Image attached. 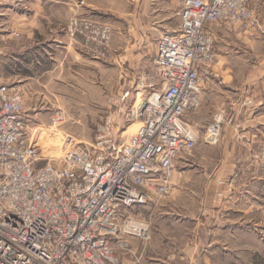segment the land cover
I'll return each mask as SVG.
<instances>
[{"label": "built area", "instance_id": "built-area-1", "mask_svg": "<svg viewBox=\"0 0 264 264\" xmlns=\"http://www.w3.org/2000/svg\"><path fill=\"white\" fill-rule=\"evenodd\" d=\"M212 21L260 27L250 0H181L178 28L156 40L148 93L126 109L125 119L139 126L122 143L107 125L90 143L69 133L57 144L54 132L51 141L40 139L25 121V87L0 70V264H128L119 252L126 241L111 238L121 229L147 239L149 226L135 227L131 215L121 224V212L150 194L167 198L176 159L195 146L186 115L199 105L200 71L213 61ZM92 26L77 16L68 24L72 33ZM108 39L105 25L99 41ZM50 118L52 125L62 120L58 112ZM218 135L217 122L204 133L207 142Z\"/></svg>", "mask_w": 264, "mask_h": 264}, {"label": "rangeland", "instance_id": "rangeland-1", "mask_svg": "<svg viewBox=\"0 0 264 264\" xmlns=\"http://www.w3.org/2000/svg\"><path fill=\"white\" fill-rule=\"evenodd\" d=\"M77 1L88 4L83 8L87 10L61 17L54 25V17L65 13L64 2L53 6L52 0H0V32L5 36L8 25L18 32L14 37L30 32L35 56L53 57L46 60L48 68H32L34 78L24 88L29 113L25 121L31 129L37 127L40 139L51 141L47 133L54 132L55 144L65 133L78 142H93L106 125L119 143L126 142L139 126L136 120L125 119L126 109L148 93L145 79L156 72V40L178 28L181 0ZM22 11L30 13L29 23ZM74 16L87 17L92 28L85 34L84 29L72 33L68 24ZM105 25L109 39L102 44L99 31ZM54 58L65 68H52ZM0 70L10 74L4 58ZM260 111L264 114V104ZM56 112L62 120L52 125L50 116ZM248 143L230 153V163L222 169L215 161L221 154L212 152L188 176L186 201L174 208L196 212L203 224L197 233L189 229L168 233L175 241L198 237L193 262L185 259L184 264H264V124L254 128Z\"/></svg>", "mask_w": 264, "mask_h": 264}, {"label": "crops", "instance_id": "crops-1", "mask_svg": "<svg viewBox=\"0 0 264 264\" xmlns=\"http://www.w3.org/2000/svg\"><path fill=\"white\" fill-rule=\"evenodd\" d=\"M52 2L53 6L65 3L62 5L65 13L54 17V25L60 24L61 17L85 12L87 8H83L88 7V4H80L77 0ZM250 6L257 13L261 30H245L237 23L223 21H212L207 26L213 38L214 59L208 68L200 71V102L186 115V120L195 127L199 137L191 152L176 159L167 198L150 194L145 204L134 205L121 212V224L125 215H131L141 224L149 226L147 239L121 229L111 238L113 241L120 238L126 241V247L119 252L128 264H184L185 259L193 262L191 254L200 246L198 237L195 235L188 240L175 241L176 237L169 235V230L180 233L182 229L197 233L199 225L203 224L196 212L186 213L174 208L175 203L186 201L183 189L187 187L188 176L193 167H199L212 152L221 154V159L215 161L222 169L224 164L230 163L229 154L250 144L249 135H253L254 128L259 129L264 124V114L260 111L264 104V0H250ZM21 14L26 15L25 21L29 23L30 13L22 11ZM5 31V36L0 32V63L4 58L5 68L10 69V74H2L6 80H17L25 87L34 78L32 68H48L46 60L53 57L35 56L31 46L34 39L30 32H26L25 36L21 33L19 38L12 36V31H16L14 26L8 25ZM52 65V68H65L62 60L55 61V58ZM23 102L25 109V95ZM24 115L29 116V113ZM216 122L219 125L218 138L207 142L204 133L210 124ZM176 169H181V173H176ZM135 206L141 208L134 210ZM189 219L195 220L191 222ZM166 220L173 225L164 226L163 221Z\"/></svg>", "mask_w": 264, "mask_h": 264}, {"label": "bare ground", "instance_id": "bare-ground-1", "mask_svg": "<svg viewBox=\"0 0 264 264\" xmlns=\"http://www.w3.org/2000/svg\"><path fill=\"white\" fill-rule=\"evenodd\" d=\"M139 101H140V99H138L136 103H138ZM138 124H139V122H138ZM133 225H135V227H139V226L142 225V224H141V223H138V222L135 221V222L133 223Z\"/></svg>", "mask_w": 264, "mask_h": 264}]
</instances>
